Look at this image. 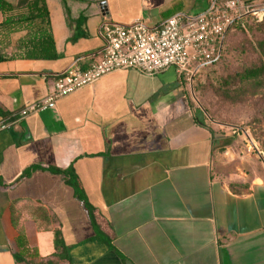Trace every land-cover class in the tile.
I'll return each instance as SVG.
<instances>
[{
  "label": "crops",
  "instance_id": "1",
  "mask_svg": "<svg viewBox=\"0 0 264 264\" xmlns=\"http://www.w3.org/2000/svg\"><path fill=\"white\" fill-rule=\"evenodd\" d=\"M211 1L45 0L57 57L0 60V264L51 256L57 233L58 264H264V162L229 163L233 136L174 68L115 71L20 116L55 74L94 60L103 22L155 27ZM68 168L71 181L52 171Z\"/></svg>",
  "mask_w": 264,
  "mask_h": 264
},
{
  "label": "built area",
  "instance_id": "2",
  "mask_svg": "<svg viewBox=\"0 0 264 264\" xmlns=\"http://www.w3.org/2000/svg\"><path fill=\"white\" fill-rule=\"evenodd\" d=\"M264 2L212 0L195 15L175 13L160 25L148 27L141 21L129 24L103 22L98 29L101 47L86 67L75 62L54 75L51 92L39 103L20 111V116L43 110L58 99L119 70L146 75L172 67L188 82L198 70L219 57L222 40L231 23L245 15L261 20ZM8 124L0 125V129Z\"/></svg>",
  "mask_w": 264,
  "mask_h": 264
},
{
  "label": "rangeland",
  "instance_id": "3",
  "mask_svg": "<svg viewBox=\"0 0 264 264\" xmlns=\"http://www.w3.org/2000/svg\"><path fill=\"white\" fill-rule=\"evenodd\" d=\"M227 45L217 64L200 68L194 75L190 102L194 109L203 112L207 124L213 126L217 133L233 136L231 146L237 152L228 157L230 164L261 165L264 162V96H222L218 83L222 75L259 60L264 61V25L253 22L233 29L227 36ZM239 149H245L244 153L249 156L243 158L244 153L239 154Z\"/></svg>",
  "mask_w": 264,
  "mask_h": 264
},
{
  "label": "trees",
  "instance_id": "4",
  "mask_svg": "<svg viewBox=\"0 0 264 264\" xmlns=\"http://www.w3.org/2000/svg\"><path fill=\"white\" fill-rule=\"evenodd\" d=\"M247 1L264 2V0ZM0 13L3 15V20L0 22V60L11 58L55 59L57 57L45 0H18L16 5L8 0H0ZM253 22L260 26L264 25V12L261 20L253 15H245L231 23L223 37L220 55L212 65L217 64L224 56L228 47L227 36L230 31L245 25L249 26ZM16 31H25V35L17 41L12 52L6 54L4 48L8 46V36ZM218 90L222 96L227 97L246 98L257 94L264 96V61L259 60L222 75L218 83ZM52 171L56 174L70 175L69 181H71V168L52 169ZM71 184L76 189V183ZM79 195L81 196L80 192ZM88 211L91 215L89 208ZM91 222L93 223L92 218ZM54 245L56 251L51 256L45 259L34 257L30 260V264H58L65 250L58 233L55 234ZM13 255L16 261L23 260L21 255L17 253Z\"/></svg>",
  "mask_w": 264,
  "mask_h": 264
}]
</instances>
